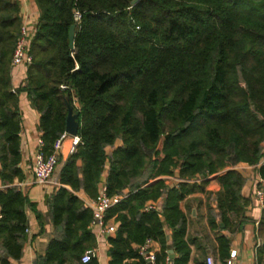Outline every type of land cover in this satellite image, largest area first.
I'll use <instances>...</instances> for the list:
<instances>
[{"label": "trees", "instance_id": "1", "mask_svg": "<svg viewBox=\"0 0 264 264\" xmlns=\"http://www.w3.org/2000/svg\"><path fill=\"white\" fill-rule=\"evenodd\" d=\"M131 1L33 0L32 60L14 88L20 7L18 0H0V180L9 185L0 189V264L21 258L26 236L27 201L13 184L23 176L21 92L39 113L46 155L64 133L68 106L78 115L79 141L59 171L62 185L47 200L55 234L36 264H98L94 257L80 261L93 240L91 210L74 192L95 197L102 179L109 195L125 194L105 215L117 222L107 237L109 264H146L132 244L148 237L161 245L158 261L171 247L179 255L174 264H186L179 202L204 192L208 175L243 162L255 167L264 193V0ZM160 175L182 181L149 183ZM217 181L215 215L226 228L243 224L250 204L244 175L229 168ZM159 197L169 244L158 211H141ZM215 215H208L212 229ZM257 236L256 264H264V196ZM217 241L223 253L229 239Z\"/></svg>", "mask_w": 264, "mask_h": 264}, {"label": "crops", "instance_id": "2", "mask_svg": "<svg viewBox=\"0 0 264 264\" xmlns=\"http://www.w3.org/2000/svg\"><path fill=\"white\" fill-rule=\"evenodd\" d=\"M18 3L21 24H27L34 29L38 10L33 0H18ZM25 76L26 65L12 66L11 80L14 88L23 83ZM18 109L20 113L19 139L21 156L19 166L23 176L21 180L15 179L13 184L20 188L27 201L25 207L27 231L25 229L26 236L23 242L22 256L19 260H13L12 264H36V260L44 255L49 241L55 234V228L48 215L49 206L47 200L49 194L57 188L50 184L40 185L34 181L32 168L38 140L40 139V131L37 127L39 113L24 92L19 94ZM72 146V136L68 135L62 142L59 151L61 160L58 162L53 178L58 177L64 160L71 153ZM229 168L237 169L244 175L245 183L242 187V194L250 200V204L246 208L248 219L241 225L226 228L219 220V217L215 215L217 209L214 197L215 193L220 189L217 176ZM157 179H164L168 187L177 186V183L182 181V179L174 175H160L151 179L149 183ZM205 180L207 182L204 185V192H190L179 202L180 208L186 215V229L183 239L189 249V255L185 263L202 264L207 255H212L216 264H228L230 252L236 250V258L232 260L231 264H256V247L259 240L257 236V223L261 216L262 207L254 193L257 188L261 187L260 184H263V181L258 176L255 167L241 162L233 167H227L219 172L208 175ZM200 181L192 179L190 183H200ZM8 186L0 180V189ZM102 187L103 179L98 183L97 193ZM66 188L70 189L69 187ZM74 193L83 206L90 209L86 202H90L94 196L87 195L83 190ZM152 201L156 202V209L152 211H158V215L162 220V229L169 244L172 230L165 223L163 215L158 210L163 197ZM141 211H143V207ZM209 213L215 215V223L218 227L214 229H212L208 222ZM106 222L109 225L117 227V222L114 218H108ZM87 229L91 232L93 240L86 250L92 251V258L94 257L98 264H109L107 237L110 234L100 233L96 227H90V222L87 225ZM114 232L111 234H114ZM217 235H224L229 239V244L225 247L223 253L219 251ZM154 240L159 246L158 253H160L161 245L157 239ZM137 245L132 244V247L136 248ZM169 250L173 251L172 257H170ZM178 256L174 249L169 247L167 255L159 263L165 264L166 258H168V264H174L173 260Z\"/></svg>", "mask_w": 264, "mask_h": 264}, {"label": "built area", "instance_id": "3", "mask_svg": "<svg viewBox=\"0 0 264 264\" xmlns=\"http://www.w3.org/2000/svg\"><path fill=\"white\" fill-rule=\"evenodd\" d=\"M33 29L27 24H21L19 36L16 39L11 65H28L31 63L32 56L27 51V43L31 36ZM68 134L65 132L61 134L53 143V151L46 155L43 151V141L40 138L38 140V147L34 155V164L32 168V173L34 181L40 185L50 184L55 188H59L62 184L59 182L58 177L53 178L54 171L58 165L57 157L62 146L64 138ZM73 146L71 152L74 150L75 145L79 141L78 135L72 136ZM255 197L258 199L259 204L263 207V196L264 193L262 189L257 188L255 190ZM125 194L115 193L109 195L104 186L100 188L96 196L90 201L86 202L91 210V220L90 227H96L98 231L102 234H111L115 231L114 225H109L106 222V212L113 206L117 205L123 198ZM156 209V202L149 200L143 206V211H152ZM27 231V229H26ZM259 242V240H258ZM258 244V243H257ZM138 256L143 259L146 264H160L158 261L159 246L153 238H146L141 244L137 245ZM236 258V250H232L227 261L228 264L232 263V260ZM92 259V251L86 250L81 258V263H87ZM165 264H168V258H166ZM205 264H216L215 259L212 255H207L205 258Z\"/></svg>", "mask_w": 264, "mask_h": 264}, {"label": "water", "instance_id": "4", "mask_svg": "<svg viewBox=\"0 0 264 264\" xmlns=\"http://www.w3.org/2000/svg\"><path fill=\"white\" fill-rule=\"evenodd\" d=\"M137 1L138 0H132L131 3L135 4ZM74 27H75V24H72L68 32L70 49L74 48ZM77 117L78 115L76 113H73L72 108L68 106V111H67V115L65 118V128H64V132L66 134L71 135V136L77 135V129H78ZM58 228L61 229V226H59ZM168 252L169 254H171L170 257H172L173 251L169 250Z\"/></svg>", "mask_w": 264, "mask_h": 264}, {"label": "rangeland", "instance_id": "5", "mask_svg": "<svg viewBox=\"0 0 264 264\" xmlns=\"http://www.w3.org/2000/svg\"><path fill=\"white\" fill-rule=\"evenodd\" d=\"M260 189H262V191H263V188H262V186L260 187Z\"/></svg>", "mask_w": 264, "mask_h": 264}]
</instances>
